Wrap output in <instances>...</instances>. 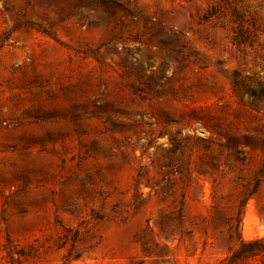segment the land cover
<instances>
[{"label": "rangeland", "instance_id": "1", "mask_svg": "<svg viewBox=\"0 0 264 264\" xmlns=\"http://www.w3.org/2000/svg\"><path fill=\"white\" fill-rule=\"evenodd\" d=\"M0 264H264V0H0Z\"/></svg>", "mask_w": 264, "mask_h": 264}]
</instances>
